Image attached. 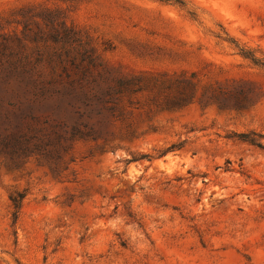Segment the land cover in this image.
<instances>
[{
	"label": "rangeland",
	"instance_id": "374dc122",
	"mask_svg": "<svg viewBox=\"0 0 264 264\" xmlns=\"http://www.w3.org/2000/svg\"><path fill=\"white\" fill-rule=\"evenodd\" d=\"M54 16L125 88L60 163L0 155V264H264V0H0L5 54Z\"/></svg>",
	"mask_w": 264,
	"mask_h": 264
},
{
	"label": "trees",
	"instance_id": "16d2710c",
	"mask_svg": "<svg viewBox=\"0 0 264 264\" xmlns=\"http://www.w3.org/2000/svg\"><path fill=\"white\" fill-rule=\"evenodd\" d=\"M56 20L48 17L47 31L33 38L47 52L6 55L7 42L0 45V155L11 161L60 163L75 141L95 140L99 122L115 116L125 88L79 32Z\"/></svg>",
	"mask_w": 264,
	"mask_h": 264
}]
</instances>
